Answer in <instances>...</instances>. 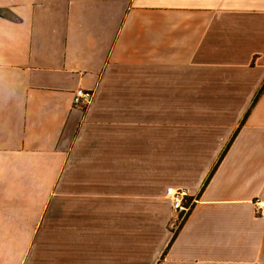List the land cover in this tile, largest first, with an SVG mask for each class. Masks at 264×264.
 <instances>
[{
    "label": "crops",
    "instance_id": "obj_1",
    "mask_svg": "<svg viewBox=\"0 0 264 264\" xmlns=\"http://www.w3.org/2000/svg\"><path fill=\"white\" fill-rule=\"evenodd\" d=\"M258 201L264 0H0V264H264Z\"/></svg>",
    "mask_w": 264,
    "mask_h": 264
},
{
    "label": "built area",
    "instance_id": "obj_2",
    "mask_svg": "<svg viewBox=\"0 0 264 264\" xmlns=\"http://www.w3.org/2000/svg\"><path fill=\"white\" fill-rule=\"evenodd\" d=\"M93 98V91L77 88L73 91V103L75 105L87 106ZM166 195L172 202L173 209L178 213L181 220L191 209L193 199H190L188 191L184 188L167 187ZM257 211L264 214V202H257Z\"/></svg>",
    "mask_w": 264,
    "mask_h": 264
},
{
    "label": "rangeland",
    "instance_id": "obj_3",
    "mask_svg": "<svg viewBox=\"0 0 264 264\" xmlns=\"http://www.w3.org/2000/svg\"><path fill=\"white\" fill-rule=\"evenodd\" d=\"M182 220L180 219V217L174 213L173 218L171 219V221L169 220L167 222V229L171 230V231H176L179 228V225L181 224Z\"/></svg>",
    "mask_w": 264,
    "mask_h": 264
}]
</instances>
